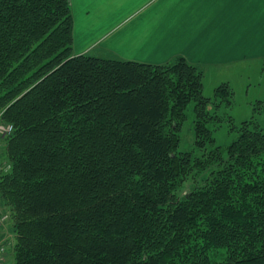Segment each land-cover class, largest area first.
I'll use <instances>...</instances> for the list:
<instances>
[{"label":"trees","instance_id":"trees-1","mask_svg":"<svg viewBox=\"0 0 264 264\" xmlns=\"http://www.w3.org/2000/svg\"><path fill=\"white\" fill-rule=\"evenodd\" d=\"M72 28L69 0H0L15 264H264V130L242 121L224 153L209 128L231 106L228 82L206 97L183 56L75 55ZM191 101L200 155L177 151Z\"/></svg>","mask_w":264,"mask_h":264},{"label":"crops","instance_id":"crops-1","mask_svg":"<svg viewBox=\"0 0 264 264\" xmlns=\"http://www.w3.org/2000/svg\"><path fill=\"white\" fill-rule=\"evenodd\" d=\"M69 4L75 55L149 64L183 56L202 69L204 78L209 75L215 81L250 71L251 66L259 68L264 61V0H69Z\"/></svg>","mask_w":264,"mask_h":264},{"label":"rangeland","instance_id":"rangeland-1","mask_svg":"<svg viewBox=\"0 0 264 264\" xmlns=\"http://www.w3.org/2000/svg\"><path fill=\"white\" fill-rule=\"evenodd\" d=\"M225 76L226 78L223 80L228 82L233 90L232 103L231 106L222 104L217 110L218 114L222 117L219 125L209 124L214 139L213 144L220 146L223 150L236 138L238 134L237 127L240 126L242 121L253 119L264 130V61H262L259 68L258 65L256 67L251 66L250 71H243L241 74L230 73ZM213 78L209 75L205 78L203 77V95L206 97L212 96L215 84L219 85L223 82V80L215 81ZM194 104V101L189 102L184 110L185 118L179 130L180 140L177 151H187L193 155H200V151L194 143ZM2 111L0 110L1 114ZM228 116H231L232 123L229 122ZM2 120L4 121L3 117ZM232 125L235 128H231ZM6 161L4 157V140H2L0 148V174L5 172ZM257 161H259L257 170L261 173L264 170V153L258 155ZM186 184L184 185L186 186L184 191L189 189L191 182L187 181ZM12 215L10 206L0 196V264H15L14 244L16 236L12 229L14 223ZM223 252V249H217L216 252L212 251L210 254L211 261L220 262L224 260L225 255Z\"/></svg>","mask_w":264,"mask_h":264},{"label":"built area","instance_id":"built-area-1","mask_svg":"<svg viewBox=\"0 0 264 264\" xmlns=\"http://www.w3.org/2000/svg\"><path fill=\"white\" fill-rule=\"evenodd\" d=\"M13 131V125L11 123L4 122L2 120V114L0 113V148L1 141L8 137Z\"/></svg>","mask_w":264,"mask_h":264}]
</instances>
